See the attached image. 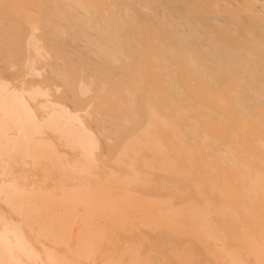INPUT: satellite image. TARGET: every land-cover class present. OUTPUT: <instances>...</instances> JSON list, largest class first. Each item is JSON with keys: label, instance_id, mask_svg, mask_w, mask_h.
Masks as SVG:
<instances>
[{"label": "bare ground", "instance_id": "1", "mask_svg": "<svg viewBox=\"0 0 264 264\" xmlns=\"http://www.w3.org/2000/svg\"><path fill=\"white\" fill-rule=\"evenodd\" d=\"M0 264H264V0H0Z\"/></svg>", "mask_w": 264, "mask_h": 264}]
</instances>
